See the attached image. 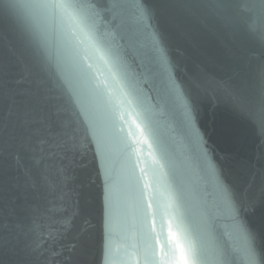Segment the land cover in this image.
<instances>
[{
  "label": "water",
  "instance_id": "95a60500",
  "mask_svg": "<svg viewBox=\"0 0 264 264\" xmlns=\"http://www.w3.org/2000/svg\"><path fill=\"white\" fill-rule=\"evenodd\" d=\"M9 2L0 0V264H106L104 182L95 145L84 139L79 107L71 103L72 89L81 83L77 62L83 53L67 43L55 19L39 9H8ZM81 2L104 9L122 6L107 27L112 34L107 39L115 37L152 102L168 101L162 128L210 253H223L220 264H247L241 225L252 237L258 264H264V47L210 9L182 8L178 0ZM30 12L35 13L34 32L24 27ZM108 21L112 12L105 13ZM157 47L166 67L159 63ZM92 74L104 79L107 69L98 62ZM172 81L192 109L207 160L184 131V108L169 93ZM69 124L79 128V136L58 146L62 137L56 134ZM141 147L137 175L141 168L147 171L154 152ZM115 167L116 221L123 230L118 227L111 259L122 264L125 245L137 238L130 201L127 217L122 214L119 157ZM221 184L234 193L235 211L224 204ZM167 231L165 218L162 241ZM155 247L159 252L160 245Z\"/></svg>",
  "mask_w": 264,
  "mask_h": 264
},
{
  "label": "snow or ice",
  "instance_id": "6c2138e0",
  "mask_svg": "<svg viewBox=\"0 0 264 264\" xmlns=\"http://www.w3.org/2000/svg\"><path fill=\"white\" fill-rule=\"evenodd\" d=\"M5 6L8 9L41 10L44 16L55 19L63 27L67 43L83 53L77 62L81 83L73 87L71 103L79 107L78 118L84 139L95 145L99 175L104 182L106 264H112L118 227L123 230V226L116 221L114 176L117 174V157L121 160L120 174L124 184L122 214L127 217L130 201L135 220L132 227L137 238L136 243L125 245L127 259L122 264H210L213 259L220 264L223 253L219 250L210 253L205 243L201 228L192 216L171 145L162 128V118L166 114L164 105L168 101L160 99L158 103L152 102L143 81L120 46L113 42L115 37L111 41L107 39L112 35L107 32V27L114 22L122 6L114 3L110 9H104L81 0H39L30 4H18L13 0ZM178 6L210 9L234 29L245 31L264 47V0H178ZM107 12H112L113 21L105 23ZM140 18H146L143 10ZM24 27L34 32L35 13L28 14ZM101 27L105 32H101ZM156 51L159 63L166 67L167 60L162 49L157 47ZM98 62H102L107 69L104 79L92 74ZM82 89L87 91L94 104L85 101ZM169 93L174 94L184 108L182 123L186 135L199 149L201 158L207 160L208 154L195 128L192 109L174 81ZM39 132L40 129H37L36 134ZM56 135L62 137L58 146H65L69 141H76L79 128L69 124ZM142 145L154 149V152H149L152 163L147 171L141 168V174L137 175L138 162L143 155ZM209 167L214 174L212 166ZM220 192L224 204L230 211H235L234 193L223 184L220 185ZM165 218L168 231L162 241ZM158 219L161 221L160 232H156ZM238 227L245 239L243 254L247 264H258L251 235L241 225ZM157 244L160 245L159 252L155 247Z\"/></svg>",
  "mask_w": 264,
  "mask_h": 264
}]
</instances>
